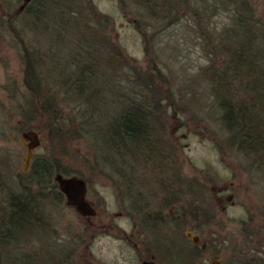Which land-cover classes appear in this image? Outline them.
Segmentation results:
<instances>
[{"label":"rangeland","instance_id":"1","mask_svg":"<svg viewBox=\"0 0 264 264\" xmlns=\"http://www.w3.org/2000/svg\"><path fill=\"white\" fill-rule=\"evenodd\" d=\"M46 1L32 5L35 15L21 10L22 0H0V206L9 191L21 189V179H33L31 170L23 171L27 147L21 139L24 131L35 129L42 139L35 155L83 176L96 204L105 196L115 209L117 174L127 184L137 179L136 189L158 191L161 198L168 186L180 197L172 198L171 206L185 204L188 227L209 243L206 255L222 254L225 264L232 259L264 264V163L234 141L222 120L226 100L247 109L254 104L248 112L264 113L244 77L234 74L233 61L234 40L252 43L243 32L235 36L240 32L237 9L257 25L253 41L261 50L259 66H264V0H212L206 12L198 0L150 5L141 0ZM11 23L30 47H38L39 72L50 74L40 98L31 94L33 101L24 96L30 97L25 48ZM84 76L85 90L77 94L73 87L84 83L76 78ZM140 92L154 108L145 112L152 115L149 148L144 154L122 153L119 146L117 152L108 131ZM3 104L9 111L2 110ZM149 155L155 163L142 161ZM42 189L53 196V188ZM56 199L42 200L43 227L19 230L14 245L0 247V264H11L5 251L13 248L31 254L35 264L45 253L53 264L62 235L74 238L82 260L84 219ZM7 215V208L0 207V226ZM97 237L96 248L113 245L111 237Z\"/></svg>","mask_w":264,"mask_h":264},{"label":"trees","instance_id":"2","mask_svg":"<svg viewBox=\"0 0 264 264\" xmlns=\"http://www.w3.org/2000/svg\"><path fill=\"white\" fill-rule=\"evenodd\" d=\"M39 1L40 0H32L27 4L24 10L36 15L37 12L33 11L31 7L32 5H38V3H40ZM198 1L199 3H202V6L199 5L200 11L203 7L206 12L208 8H210L209 5H211L210 1L212 0ZM46 2L47 1L44 0V4H46ZM141 2L145 5H150L153 2L160 3V0H141ZM214 4L216 6V1ZM233 13H235L236 18L239 20L238 27L240 29V32H238V30L236 31L235 36L238 37L239 33L243 32L244 35L247 36L246 42L252 41V43H249L250 45L248 46H246L247 43H240L235 40L233 41V43H236V47L233 45L236 50V53L233 56V61L237 64L234 74H238L240 78L244 77L242 79L245 80L247 88H250L255 98H257L258 107L261 106L264 110V66H259L260 46L259 44L256 46L257 40H255V43L253 41L255 37L254 34L256 32L255 27L257 25L255 21H252L251 16L238 14L237 9L234 10ZM8 24L10 25V23ZM11 25L14 28L9 29L17 32V37L20 40L19 43H16H24V63L26 64L24 70L27 72L24 80L28 88V91L26 92L30 97L26 96V94L24 96L26 99H32L33 101V95L37 98L36 92L40 98L42 86L43 84H48L50 74L44 71L39 72L38 70V66L41 65V55L37 52L38 47L34 45L30 47L23 38L22 33H20L19 29L16 28V25L14 23H11ZM56 30L59 32L58 28H56ZM247 47L251 48L250 51H247ZM83 70H86L85 67ZM85 77L86 76L76 78V80H83L84 83L75 85V88L73 87L74 92L77 94H81L85 90ZM15 94L17 93L15 92ZM139 96L140 99L135 98L136 101H132L130 104L123 107L121 111L122 113L114 118L111 127L112 129L109 130L110 132L108 131V134L111 133L112 135L111 138L113 137V141H111V143L114 144L111 149H114L117 152L120 151L119 146L122 148V153L125 150L129 151V153H134L140 150L144 154L145 150L149 148L150 142L148 138L151 127L148 125V118L150 116L152 117V115L145 112H153L154 108L151 104H147L146 100L141 97L144 96L141 92L139 93ZM19 97L20 96L18 95L16 98L19 99ZM243 105L244 104L237 105L234 101H224L222 105L224 109L222 120L229 129V132L233 135L234 141L237 142L238 145L243 146L242 148L244 150L253 154L255 156L253 160L258 162L259 165H262L264 163V113L248 112L247 110L256 108L254 104L249 106L250 109L245 108ZM4 109L9 111L8 104H3L2 110ZM152 132L153 131H151V133ZM151 158L154 157L151 155L142 157L144 161L149 159L151 160ZM31 171L33 179H21V189L15 192L9 191L8 199L5 200L6 202L3 204L1 203L2 205L0 207L7 208L8 212L4 224L0 226V247L4 246V250L9 246L14 245L16 239L15 235L19 230L27 233L28 228L37 230L47 223L44 212L41 210L43 203L41 202V206H38L36 203L34 194L35 190L39 191L38 197L41 194L44 203L46 198L50 196L57 198L56 200L59 202L63 201L64 196L60 191H58V186L54 181L53 176L55 173L59 172L65 174L69 173L67 170L62 169L58 165L56 167V163L48 157L37 156L33 161ZM171 172L172 174H177L178 170L172 169ZM43 187L53 188L51 189L54 192L53 196L45 194L48 189L43 190ZM5 252H7L5 254L10 255L8 256L10 257L11 264H35L30 257L31 254L22 253L14 248L6 250Z\"/></svg>","mask_w":264,"mask_h":264},{"label":"flooded vegetation","instance_id":"3","mask_svg":"<svg viewBox=\"0 0 264 264\" xmlns=\"http://www.w3.org/2000/svg\"><path fill=\"white\" fill-rule=\"evenodd\" d=\"M150 161L155 163L154 158L144 162ZM118 176L120 183L119 188L114 191L115 209L105 196H102L101 204H96L95 200L87 196V200L96 208V213L81 215L75 206L66 203V197L63 195V206L72 208L77 212L78 218L84 219L87 227L84 231L85 245L80 260V253L76 254L77 247L73 244L74 238L64 235L58 237L55 243L58 254L55 256L59 259H55L53 264H71L73 260L82 261V264H211L218 260L219 264H225L222 254L206 255L209 243L202 242V237L194 231V226L188 227L185 204L179 202L178 205L171 206L172 198L180 199L179 195L172 194V188L165 186L162 190L167 195L161 198L158 191L140 192L136 189L137 179L127 184L117 174ZM38 193L39 191L35 190V200L38 206H41L42 196L40 194L38 197ZM8 196L9 193L5 200ZM176 206L177 210L172 209ZM101 234L111 237L113 245L108 243L104 248L107 245L105 243L96 248L94 242ZM195 238H198V241ZM111 249L114 251L106 252ZM63 252L65 253L61 254ZM45 255L43 253L39 264H48ZM248 263L252 264V261ZM230 264H235L233 259Z\"/></svg>","mask_w":264,"mask_h":264},{"label":"water","instance_id":"4","mask_svg":"<svg viewBox=\"0 0 264 264\" xmlns=\"http://www.w3.org/2000/svg\"><path fill=\"white\" fill-rule=\"evenodd\" d=\"M30 2L31 0H25ZM23 138L29 140L27 144L28 150L24 157V170H27L30 165V160L33 156V149L41 143L38 132L28 130L23 133ZM59 184V188L65 193L67 201L70 205L76 206L78 211L83 215H93L96 213L95 208L86 200L88 186L84 178L78 175L65 176L57 174L55 177ZM198 241V238H195ZM220 261L215 260L211 264H219Z\"/></svg>","mask_w":264,"mask_h":264}]
</instances>
